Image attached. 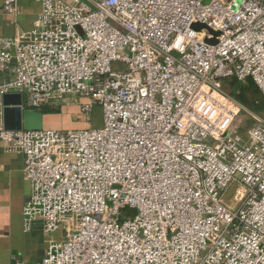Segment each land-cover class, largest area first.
I'll return each mask as SVG.
<instances>
[{
    "label": "built area",
    "instance_id": "2783aa9c",
    "mask_svg": "<svg viewBox=\"0 0 264 264\" xmlns=\"http://www.w3.org/2000/svg\"><path fill=\"white\" fill-rule=\"evenodd\" d=\"M1 46V97L73 99L89 126L7 131L0 113L31 187L25 231L61 236L39 264H264V114L224 92L251 79L264 95V0H43Z\"/></svg>",
    "mask_w": 264,
    "mask_h": 264
},
{
    "label": "crops",
    "instance_id": "0c3cea01",
    "mask_svg": "<svg viewBox=\"0 0 264 264\" xmlns=\"http://www.w3.org/2000/svg\"><path fill=\"white\" fill-rule=\"evenodd\" d=\"M4 5L5 0H0V52L2 39L14 38L34 29L43 9V0H20L18 13L14 16L4 13ZM6 78L10 79V76L6 77L0 71V81ZM73 102L69 99L60 114L45 115L44 129L65 128V121H72L75 128L72 113H78L80 109L78 103ZM23 167L24 156L0 141V264H39L49 245L61 240L59 234L46 236L41 222L36 223L31 231H25L24 208L31 196V187L24 177Z\"/></svg>",
    "mask_w": 264,
    "mask_h": 264
},
{
    "label": "water",
    "instance_id": "95a60500",
    "mask_svg": "<svg viewBox=\"0 0 264 264\" xmlns=\"http://www.w3.org/2000/svg\"><path fill=\"white\" fill-rule=\"evenodd\" d=\"M195 30L207 29L213 31L206 25L197 24ZM217 35V34H215ZM216 43L215 41H208ZM23 97L20 93L6 94L2 97L3 120L7 131H41L45 125V114L43 111L24 110Z\"/></svg>",
    "mask_w": 264,
    "mask_h": 264
},
{
    "label": "trees",
    "instance_id": "16d2710c",
    "mask_svg": "<svg viewBox=\"0 0 264 264\" xmlns=\"http://www.w3.org/2000/svg\"><path fill=\"white\" fill-rule=\"evenodd\" d=\"M225 87L231 98L246 106L248 109L250 108V111L253 113L263 115L264 95L253 80L249 79L246 82H240L237 79H229L224 82ZM65 104H62L57 109H45L43 112L45 115L60 114Z\"/></svg>",
    "mask_w": 264,
    "mask_h": 264
},
{
    "label": "rangeland",
    "instance_id": "374dc122",
    "mask_svg": "<svg viewBox=\"0 0 264 264\" xmlns=\"http://www.w3.org/2000/svg\"><path fill=\"white\" fill-rule=\"evenodd\" d=\"M85 2V1H84ZM224 92L226 93V94H228V92H227V89H226V87L224 88ZM229 95V94H228ZM235 100V99H234ZM235 102L237 103V104H239L240 106H242V107H244L246 110H249L250 111V108L248 109L246 106H244V105H242V104H240V103H238L236 100H235ZM71 112V111H70ZM252 112V111H251ZM264 114V113H263ZM48 115H50V114H48ZM47 115V116H48ZM72 117H73V120H74V123H75V128H74V126H73V122L72 121H70V123H68L67 121H65V123H67V124H64L63 122H62V125L64 124L65 125V128H56L57 130H60V131H68V130H70V129H72V130H74V129H86V128H88L89 126L86 124L87 123V117L84 115V114H82L81 112H79L78 111V113H72ZM48 118V117H47ZM46 118V121H48V119ZM238 121L239 122H243V123H245V125H244V127L245 128H249V127H251V125H252V123H253V120L249 117V116H247V115H245V114H241L240 116H239V118H238ZM59 123V120L57 121V124ZM100 124H101V110L100 109H96V111H95V114H94V124H93V127L94 128H97V127H99L100 126ZM70 128V129H69ZM236 192V190H234V189H232L230 192H229V194L226 196V201H227V203H229V204H232L231 203V199H233V197L234 196H238V194H236L235 193ZM129 211V213L130 214H132V215H134L135 213H136V211L135 210H128Z\"/></svg>",
    "mask_w": 264,
    "mask_h": 264
}]
</instances>
